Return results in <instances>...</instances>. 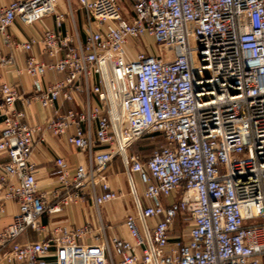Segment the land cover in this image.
<instances>
[{
	"label": "built area",
	"instance_id": "1",
	"mask_svg": "<svg viewBox=\"0 0 264 264\" xmlns=\"http://www.w3.org/2000/svg\"><path fill=\"white\" fill-rule=\"evenodd\" d=\"M48 17L55 28L39 41L13 40L15 24ZM0 41L50 58H27L31 96L0 85V249L10 247L0 262L264 264V0H13L0 6ZM0 63L14 59L0 49ZM48 73L62 77L43 88ZM18 101L38 102L46 122L26 121ZM48 135L84 159L72 172L55 158L57 185L42 191L32 158ZM156 135L163 144L147 159L130 152ZM117 158L134 205L123 236L102 215L123 197L110 180ZM7 202L17 213L5 225ZM77 204L95 224L19 243Z\"/></svg>",
	"mask_w": 264,
	"mask_h": 264
},
{
	"label": "crops",
	"instance_id": "2",
	"mask_svg": "<svg viewBox=\"0 0 264 264\" xmlns=\"http://www.w3.org/2000/svg\"><path fill=\"white\" fill-rule=\"evenodd\" d=\"M13 0H0V6H5L11 3ZM55 28L54 18L48 17L32 26H22L17 23L11 29V35L14 41H28L34 39L39 41L42 34L49 29ZM0 49L6 58L13 57L14 63L12 65H3L0 63V85L8 83L15 86L19 92L23 93L26 97L33 94V82L32 79L21 70L25 67L26 60L30 55L42 56L45 61H50L48 55H43L40 45L35 46L32 52H24L14 48L4 46L0 41ZM21 71V72H20ZM62 75L48 73L42 80V87H46L56 79H60ZM58 107L63 113L71 109H77L76 103H63L60 102ZM18 111L26 113V121L31 124H43L46 122L49 112L45 111L38 102L33 101L30 104H24L18 101L16 104ZM2 125H0V131ZM62 157L64 158L70 170L73 172L78 164L84 159V156L76 148L69 145L64 139L55 138L53 136H46L43 144H40L35 149L33 154V162L36 164V179L40 190L49 191L57 185V177L54 173L57 171V167L54 163V159ZM8 161L7 157L0 154V162ZM110 180L114 189L119 190L123 197L116 199L115 201L107 204L102 211V215L107 224L111 225L109 234L111 236H123L125 229L123 222L127 216L128 211L132 208V199L130 193L126 192V175L122 162L120 159H116L113 167L110 170ZM130 195V196H129ZM17 213V206L12 202L6 203V212L2 219V224H9L14 219ZM43 224L47 228V232L43 235H38L33 231H28L22 235L19 239V243L26 244L30 242H36L46 239L50 236L51 231L57 226L76 227L82 226L87 223L95 224V216L89 206L85 204H77L71 206L67 211L55 214L45 215L42 220ZM10 247L0 249V257L4 253H8ZM55 253V249H52V254ZM0 264H8L1 261Z\"/></svg>",
	"mask_w": 264,
	"mask_h": 264
},
{
	"label": "rangeland",
	"instance_id": "3",
	"mask_svg": "<svg viewBox=\"0 0 264 264\" xmlns=\"http://www.w3.org/2000/svg\"><path fill=\"white\" fill-rule=\"evenodd\" d=\"M153 44V49L155 51H159L158 46H156L153 42H150ZM151 44V45H152ZM148 40H141V41H136V47H138V50H142V49H146L148 48ZM163 144V140L161 138V136L156 135L154 138L152 137H145L142 140H140L139 142H137L135 145H133L130 149V152L132 154H138L141 156V158H143L144 160L147 159L156 149H159L160 146ZM126 192L129 194V187L128 184L126 182ZM140 190H142V186L139 185ZM130 196V195H129ZM132 199V197H131ZM132 201V208L128 211L131 212L134 210V205H133V200ZM174 201V198L171 197L168 200H165L164 202L167 203H171Z\"/></svg>",
	"mask_w": 264,
	"mask_h": 264
}]
</instances>
